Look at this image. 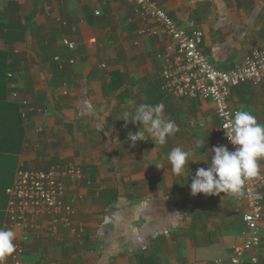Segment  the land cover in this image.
Listing matches in <instances>:
<instances>
[{
	"label": "crops",
	"instance_id": "1",
	"mask_svg": "<svg viewBox=\"0 0 264 264\" xmlns=\"http://www.w3.org/2000/svg\"><path fill=\"white\" fill-rule=\"evenodd\" d=\"M159 1L202 33L219 69L264 47V0ZM149 26L153 34L141 31L127 0H0V240L22 235L4 214L17 169L82 172L62 178L71 227L39 220L22 240L24 264H139V253L156 264H227L242 241L246 206L210 154L214 105L161 91L174 45ZM229 105L264 172V88L242 82ZM260 233L264 264V210Z\"/></svg>",
	"mask_w": 264,
	"mask_h": 264
},
{
	"label": "built area",
	"instance_id": "2",
	"mask_svg": "<svg viewBox=\"0 0 264 264\" xmlns=\"http://www.w3.org/2000/svg\"><path fill=\"white\" fill-rule=\"evenodd\" d=\"M127 2L134 6L143 33H154L149 26V21H154L174 45V53L163 59L161 91L176 99L208 100L214 105L218 132L210 154L231 173L235 191L246 206L242 215L243 239L233 245L227 264H244L248 259L251 264H257L254 250L259 247L261 238L264 172L259 166L253 144L239 133L236 124L238 111L229 105V95L231 88L242 82L264 88V47L253 48L234 68L225 71L216 67L203 53L202 33L184 29L159 0ZM66 44L73 48L71 43ZM55 61L61 69V59L55 57ZM21 104L26 106L27 101L22 100ZM81 175L80 168L73 165L55 166L49 170H16L12 183L5 190L7 202L4 214L7 226L20 230L22 235L4 236L0 240V264H24L22 240L30 231L39 229V220L46 222L51 231L52 226L58 223L71 227L73 211L65 205L62 178L77 179ZM110 222L107 216L103 225ZM72 231L79 238L84 232L82 226ZM222 263L221 259L215 261V264Z\"/></svg>",
	"mask_w": 264,
	"mask_h": 264
},
{
	"label": "trees",
	"instance_id": "3",
	"mask_svg": "<svg viewBox=\"0 0 264 264\" xmlns=\"http://www.w3.org/2000/svg\"><path fill=\"white\" fill-rule=\"evenodd\" d=\"M103 137L105 136L103 135ZM138 260H139V264H156L150 258L144 256L142 253H139Z\"/></svg>",
	"mask_w": 264,
	"mask_h": 264
},
{
	"label": "rangeland",
	"instance_id": "4",
	"mask_svg": "<svg viewBox=\"0 0 264 264\" xmlns=\"http://www.w3.org/2000/svg\"><path fill=\"white\" fill-rule=\"evenodd\" d=\"M103 223V222H102ZM111 223V222H110ZM110 223L106 224V225H103L102 227H107Z\"/></svg>",
	"mask_w": 264,
	"mask_h": 264
}]
</instances>
